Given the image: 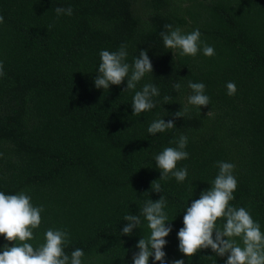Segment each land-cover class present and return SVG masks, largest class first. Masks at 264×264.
Instances as JSON below:
<instances>
[{"label":"trees","instance_id":"16d2710c","mask_svg":"<svg viewBox=\"0 0 264 264\" xmlns=\"http://www.w3.org/2000/svg\"><path fill=\"white\" fill-rule=\"evenodd\" d=\"M58 6L73 14L57 17ZM0 15V191H24L44 206L30 243H42L50 227L67 229L65 250L82 249L83 264H132L149 229L141 217L140 229L121 235L124 216L163 196L173 229L165 264H225L211 249L184 256L177 238L185 208L218 174L217 161L236 165L231 204L249 209L264 231V0H0ZM166 24L185 33L198 28L215 55L165 48ZM121 44L128 63L146 50L153 65L136 90L153 83L160 91L156 107L139 116L126 80L109 90L94 85L100 51ZM189 80L206 85L208 106L188 104ZM227 82L236 84L235 95ZM184 107L188 114L174 119ZM157 118L174 119L175 128L149 134ZM180 135L190 155L177 167L186 165L188 176L158 180L154 156ZM155 180L161 193L150 190ZM5 244L12 246L0 236V250ZM149 264L159 262L151 257Z\"/></svg>","mask_w":264,"mask_h":264},{"label":"clouds","instance_id":"9594fccd","mask_svg":"<svg viewBox=\"0 0 264 264\" xmlns=\"http://www.w3.org/2000/svg\"><path fill=\"white\" fill-rule=\"evenodd\" d=\"M55 12L57 17L71 16L73 9L58 6ZM3 23L4 17L0 15V24ZM164 28L166 31H162L160 36L165 48L178 50L181 56L195 57L201 51L207 57L215 55L214 47L201 40L202 34L198 28L188 33L171 24L164 25ZM99 57L100 63L94 79L97 89L109 90L111 85L119 86L126 80L124 91H134L131 103L133 115L139 116L156 107L154 98L160 96V91L155 84L145 83L140 90H136L146 74L153 73V65L146 50H141L131 64L127 62L128 52L124 44L116 51L101 50ZM4 75V64L0 61V77ZM172 87L179 92L183 85L176 82ZM188 88L192 90L187 98L189 105L200 110L202 106L210 104L203 82L189 80ZM226 88L229 96L237 92L234 82H227ZM170 100V96L163 97L164 104H169ZM188 112L189 109L184 107L172 115L174 119L184 118ZM174 119L165 122L163 118H157L150 123L147 131L155 135L173 129ZM171 143L175 146L165 147L154 156L160 171L158 180H166L171 176L182 183L188 176V167L185 165L178 168L177 165L189 158L190 154L185 150L188 138L180 135L178 140ZM215 166L218 174L210 188L201 191L199 198L192 200L191 205H187L184 210L183 227L177 233L178 250L188 258L202 250L211 249L216 256L227 257L225 264H264V231H261L260 223L253 219L249 209L231 204L239 183L234 174L236 165L228 161H217ZM158 180L151 183L150 190L161 193L162 187ZM167 203L163 196L155 201L148 199L140 215L124 216L127 223L121 235L131 236L134 229H140L143 221H146L149 229V234L142 236L135 246L138 251L132 255V264H149L151 257L159 264H165L166 237L173 230L165 211ZM43 211L44 206L33 205L32 197L24 191L17 194L0 191V236L12 244H5L0 250V264H83L85 253L82 249L75 248L70 254L65 250L71 243L67 229L50 227L44 232L42 243H30L36 239L35 230L42 223ZM172 264H185V261L174 259Z\"/></svg>","mask_w":264,"mask_h":264}]
</instances>
